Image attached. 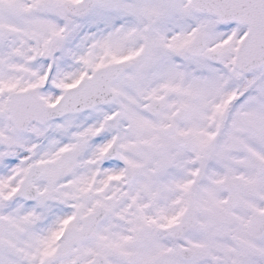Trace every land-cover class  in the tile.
<instances>
[{"label":"snow or ice","instance_id":"snow-or-ice-1","mask_svg":"<svg viewBox=\"0 0 264 264\" xmlns=\"http://www.w3.org/2000/svg\"><path fill=\"white\" fill-rule=\"evenodd\" d=\"M0 264H264V0H0Z\"/></svg>","mask_w":264,"mask_h":264}]
</instances>
